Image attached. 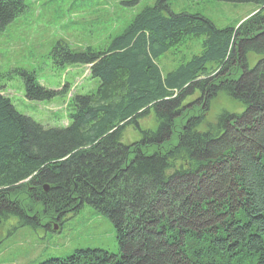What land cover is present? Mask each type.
<instances>
[{
	"label": "trees",
	"instance_id": "obj_1",
	"mask_svg": "<svg viewBox=\"0 0 264 264\" xmlns=\"http://www.w3.org/2000/svg\"><path fill=\"white\" fill-rule=\"evenodd\" d=\"M218 1L262 8L218 28L157 0L99 49L58 41L57 66H90L98 80L73 95L66 126L20 113L0 88V225L61 224L88 204L116 231L118 252L45 264H264V0ZM25 10L0 0V30ZM194 38L201 52L164 74L157 60ZM20 72L28 100L60 95ZM218 95L244 111L209 120ZM150 115L156 127L142 129ZM128 126L142 138L125 144Z\"/></svg>",
	"mask_w": 264,
	"mask_h": 264
},
{
	"label": "rangeland",
	"instance_id": "obj_2",
	"mask_svg": "<svg viewBox=\"0 0 264 264\" xmlns=\"http://www.w3.org/2000/svg\"><path fill=\"white\" fill-rule=\"evenodd\" d=\"M26 10L4 30H0V88L15 108L45 127L66 126L71 99L88 93L98 85L90 77V67L57 66L52 50L58 41L74 49L88 45L99 49L119 35L134 17L157 0H25ZM173 13L201 14L216 27H237L260 8L255 4H236L218 0H167ZM203 38L187 40L157 60L166 74L202 50ZM256 58L251 56V64ZM20 70L33 72L37 81L54 89L59 96L50 101H32L25 96ZM222 110L242 113L244 106L223 95L211 102L209 120ZM142 129H154L153 115L140 121ZM142 133L133 126L124 132L125 144L140 140ZM14 217L0 225V264H45L66 257L78 249H103L118 252L112 222L85 204L71 212L63 222L53 221L46 227L23 226L17 229ZM54 225L57 228L54 229Z\"/></svg>",
	"mask_w": 264,
	"mask_h": 264
},
{
	"label": "water",
	"instance_id": "obj_3",
	"mask_svg": "<svg viewBox=\"0 0 264 264\" xmlns=\"http://www.w3.org/2000/svg\"><path fill=\"white\" fill-rule=\"evenodd\" d=\"M45 189L47 190L48 189V186H45ZM54 228L56 229L57 228V225H55Z\"/></svg>",
	"mask_w": 264,
	"mask_h": 264
}]
</instances>
